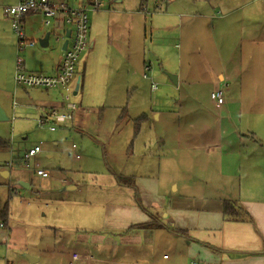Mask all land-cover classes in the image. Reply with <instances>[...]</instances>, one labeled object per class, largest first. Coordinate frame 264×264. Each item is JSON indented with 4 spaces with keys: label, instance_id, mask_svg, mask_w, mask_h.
<instances>
[{
    "label": "rangeland",
    "instance_id": "374dc122",
    "mask_svg": "<svg viewBox=\"0 0 264 264\" xmlns=\"http://www.w3.org/2000/svg\"><path fill=\"white\" fill-rule=\"evenodd\" d=\"M18 1L0 0V107L8 118L0 121V141L6 143L0 148V208L7 207L8 225H13L16 238L36 242L42 245L40 249L47 247L44 242L62 247L70 263L74 251L83 255L78 244L81 237L114 232L119 226L116 221L133 222L141 215L138 210L165 215L169 200L180 192L176 189V182L182 183L178 171H185L176 165L175 174L176 152L163 142L164 133L180 124L179 105H187L184 92L181 96L180 90L171 91L177 86L169 80L164 63L166 49L174 51V40L164 31L163 14L180 0L167 4L127 0L119 7L121 12L89 14L88 37L95 46L83 52L77 63L75 80L81 82L82 90L71 95L80 107L78 115L81 118L80 110H85L87 121L81 128L73 123L54 132L37 123L46 90L16 85V62L20 56L26 70L53 74L52 68L62 63L65 43L66 49L73 39L66 37L65 25L51 20L46 26L43 16L33 15L24 32L35 46L18 53L11 21L3 12ZM46 37L44 48L41 40ZM164 83L172 89L168 91ZM159 113L162 117L157 121ZM36 146L42 151L25 159ZM39 169L48 177L37 175ZM6 172L5 178L1 174ZM115 173L137 176L139 187L118 185ZM25 247L18 244L7 249L0 242V264L6 257L15 264H21L18 258L33 264L28 256L37 258L22 252ZM32 247L28 249L34 253Z\"/></svg>",
    "mask_w": 264,
    "mask_h": 264
},
{
    "label": "crops",
    "instance_id": "0c3cea01",
    "mask_svg": "<svg viewBox=\"0 0 264 264\" xmlns=\"http://www.w3.org/2000/svg\"><path fill=\"white\" fill-rule=\"evenodd\" d=\"M126 1L114 0L102 12H121ZM175 4L163 14L164 31L174 40V51L166 49L164 63L178 78L171 91L180 90L181 96L184 92L187 105H179L180 124L164 133L163 142L176 152L175 174L176 165L185 171H178L180 192L169 200L165 215L138 210L141 215L133 222L116 221L114 232L81 237L83 255L74 251L81 260L73 264H264V0H180L178 11ZM140 8L143 12L144 6ZM33 15L24 18V25ZM94 46L90 37L88 50ZM77 86L74 80L67 90H46L41 106L62 105V92L73 94ZM214 91L224 95L221 107L211 98ZM80 115L81 128L87 121L82 115L88 114L82 109ZM161 117L159 113L156 120ZM136 179L134 186L139 187ZM224 201L237 203L247 214L239 220L226 218ZM151 220L153 228H137ZM12 226L0 232L7 249L22 244V252L32 254L38 264L69 263L62 247L44 242L47 247L40 249L36 242H22ZM171 229L183 230L187 237ZM3 262L13 263L7 257Z\"/></svg>",
    "mask_w": 264,
    "mask_h": 264
},
{
    "label": "built area",
    "instance_id": "2783aa9c",
    "mask_svg": "<svg viewBox=\"0 0 264 264\" xmlns=\"http://www.w3.org/2000/svg\"><path fill=\"white\" fill-rule=\"evenodd\" d=\"M114 0H19L16 5L4 7V15L11 21L12 29L18 41L17 52L20 53L27 48H33L35 42L28 39L24 32L23 20L29 15H41L45 18L44 23L49 26L51 20L56 24H63L70 31L73 39L63 52V59L59 71L53 74H45L41 72H31L26 70L25 60L20 56L16 62V73L14 83L27 88H39L43 90L62 89L71 86L77 75V63L79 62L83 52L89 48V14L104 11ZM155 2L169 3L172 0H154ZM150 67H146V72ZM147 77V74L144 75ZM157 89L156 85H152V90ZM71 91L62 97V105L53 106L51 108H43L41 117L37 121L40 127H47L49 131H56L57 128L65 127L68 124L76 123L73 126H79L82 122L78 115L80 107L71 99ZM212 100L217 107H221L224 103V95L222 91H214L211 94ZM79 117V118H78ZM83 119V115H82ZM42 151L40 146L31 149L25 156V159L35 157ZM37 175L47 178L48 173L44 170H37ZM8 219V217H7ZM6 222L0 223V228L8 229ZM81 260V256L73 253L72 263ZM13 264V263H6Z\"/></svg>",
    "mask_w": 264,
    "mask_h": 264
},
{
    "label": "trees",
    "instance_id": "16d2710c",
    "mask_svg": "<svg viewBox=\"0 0 264 264\" xmlns=\"http://www.w3.org/2000/svg\"><path fill=\"white\" fill-rule=\"evenodd\" d=\"M5 146H6V143H3L0 141V148H5ZM117 181L119 182L121 186H125V187H130V186L135 185L133 177L126 178L123 175H117ZM223 213L225 214L226 218L235 219V220H239L238 217H240V215L242 216V215L247 214L241 206H238L237 203L232 202V201H224ZM8 215L9 214H8L7 207L0 208V219L1 220L6 221ZM151 221L152 222L150 223L139 225L137 226V228H141V229L153 228L155 226V221L154 220H151ZM171 230L176 235L187 237L185 234V231L183 230H180V229L178 230L171 229Z\"/></svg>",
    "mask_w": 264,
    "mask_h": 264
},
{
    "label": "water",
    "instance_id": "95a60500",
    "mask_svg": "<svg viewBox=\"0 0 264 264\" xmlns=\"http://www.w3.org/2000/svg\"><path fill=\"white\" fill-rule=\"evenodd\" d=\"M69 35H70V32L68 31L67 33H66V37H69ZM48 38L46 37L44 40H41V45H42V47H44V48H46L47 46H48ZM65 47H66V43H65V46H64V48H63V50H65ZM167 76H168V78H169V80L173 83V84H175V85H178V81H177V75H172V74H167ZM79 81H78V86H77V88H76V90L74 91V93H73V95L75 96V95H77V92H78V90H79ZM8 118L5 116V114H4V111L1 109V107H0V121H5V120H7ZM3 177H7L8 176V173L6 172V173H2L1 174ZM29 257V259H30V261H31V263H37V259H34L33 257H30V256H28Z\"/></svg>",
    "mask_w": 264,
    "mask_h": 264
}]
</instances>
